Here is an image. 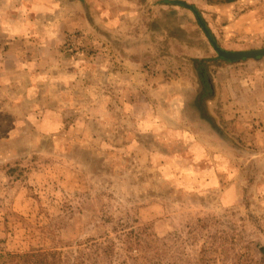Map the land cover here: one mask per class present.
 <instances>
[{"label": "rangeland", "instance_id": "obj_1", "mask_svg": "<svg viewBox=\"0 0 264 264\" xmlns=\"http://www.w3.org/2000/svg\"><path fill=\"white\" fill-rule=\"evenodd\" d=\"M158 1L0 0V264H264V58Z\"/></svg>", "mask_w": 264, "mask_h": 264}, {"label": "crops", "instance_id": "obj_2", "mask_svg": "<svg viewBox=\"0 0 264 264\" xmlns=\"http://www.w3.org/2000/svg\"><path fill=\"white\" fill-rule=\"evenodd\" d=\"M164 1L165 0L158 1V4L160 5L162 4V6L160 7L158 5L157 7H160L162 9H168V11H171L170 9L172 10L176 9L177 11H183L184 13H187L186 10L179 8L177 6H173L172 4L165 3ZM185 1L189 2L194 7H196L201 13L202 17L205 19V21H207L205 13L213 14L215 12H218L224 15L223 18H228L229 16H232V14H234V9H236L237 5L246 2V0H185ZM248 1L249 2L251 1V3L254 2L253 0H248ZM246 12L247 13L244 15L243 20H250V22L248 24H241V22L238 20V24L235 25L237 29L239 28L238 33L242 31H246L247 33L264 31V24H263L264 19L262 18L263 12L260 14V10L256 6L253 8L251 7L248 8ZM219 17L222 18L221 16ZM239 23L241 24V26H243L242 27L243 29L240 27ZM31 33H32V28L27 25V36H29Z\"/></svg>", "mask_w": 264, "mask_h": 264}, {"label": "water", "instance_id": "obj_3", "mask_svg": "<svg viewBox=\"0 0 264 264\" xmlns=\"http://www.w3.org/2000/svg\"><path fill=\"white\" fill-rule=\"evenodd\" d=\"M164 2L187 9L193 14L197 25L200 27L209 45L216 53V56L212 60H222L226 63H238L246 60L259 61L264 58V49L231 51L219 47L202 16L194 7L181 0H165Z\"/></svg>", "mask_w": 264, "mask_h": 264}, {"label": "trees", "instance_id": "obj_4", "mask_svg": "<svg viewBox=\"0 0 264 264\" xmlns=\"http://www.w3.org/2000/svg\"><path fill=\"white\" fill-rule=\"evenodd\" d=\"M33 257H36V256L31 255V254H28V255L26 254V255H25L24 258H25V260H27V264H28V263L33 264V262H31V258H33ZM10 258H12V257H10ZM39 263H41V262H39ZM36 264H37V263H36Z\"/></svg>", "mask_w": 264, "mask_h": 264}]
</instances>
